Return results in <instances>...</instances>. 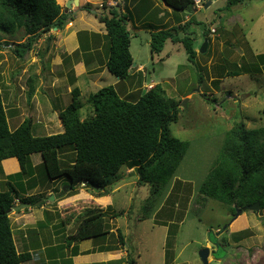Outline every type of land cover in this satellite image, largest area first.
Returning a JSON list of instances; mask_svg holds the SVG:
<instances>
[{
    "label": "rangeland",
    "instance_id": "374dc122",
    "mask_svg": "<svg viewBox=\"0 0 264 264\" xmlns=\"http://www.w3.org/2000/svg\"><path fill=\"white\" fill-rule=\"evenodd\" d=\"M57 1L63 9L65 8V11L68 0ZM126 1L125 4L129 8V2ZM81 2L82 0L76 10L78 17L74 15L72 18L74 27L71 29L72 25L67 24L64 30L71 29V35L80 31L77 38L81 39L82 48L85 50L83 54L82 51L70 56L64 53L66 49L70 51V47L76 42V39L71 36V42L67 45L65 31L53 29L48 33H42L33 48L27 51L23 58H19L13 51L15 48L19 49L17 44L26 41V38L22 37L23 33L20 32L17 36H4V40L8 41L9 45H5L0 51L1 91L4 95L19 92L18 97L12 96L13 99L11 97L7 99L6 95L4 96L11 130L16 129L29 117L24 113H32L31 102L32 104L42 102L39 105H42L43 109L48 107L42 112L51 122L50 131L56 132L58 129L55 125L63 124L57 113L52 114L51 106L63 111L72 103L71 91L75 88L72 84L77 74L72 70L75 69L74 63L84 61L90 65L96 60L100 63L105 62L109 40L99 16H109L110 9L107 6H101L104 0ZM87 3L95 5L92 11L84 10L83 7ZM156 3L163 5L162 8H166L165 11L168 10L162 0L139 1L143 9L146 5L148 9L151 4ZM250 3V9L242 12L248 18L245 28L238 24L230 27L226 23L225 16L231 15L234 10L238 12L240 7L235 5L229 7L228 0H219L207 9L198 8L194 16L197 23L191 26L188 33L195 38V45L199 48L204 39H207L205 33H209L211 44L207 52L199 53L194 61L188 59L181 43L175 44L168 41L161 54L151 52V32L153 27L158 25L156 19L160 12L156 9L147 19L148 21H144L145 24L138 22L136 18L128 22V28L132 34L130 50L134 63L145 66L146 78L143 79L141 74L116 85L120 82L119 79L108 70H105L100 78L97 76L91 78L84 73L79 74L81 94L78 101L82 106V120L94 113L88 102L90 95L111 85L124 99L135 102L140 94L156 84H161L168 97L181 102L178 120L171 125V133L180 141L187 142L189 147L171 180L169 201L158 211L157 221L152 218V215L147 214V209L145 210L149 186L140 184L139 177L130 173L132 169L129 165L121 169L119 178L109 186V196L112 198V203L114 202V206H111L114 210L108 208L109 215L123 212L119 218L108 219L109 227L114 232L118 229L122 230L127 238L126 242L129 243L133 260V254L139 253V258H135L136 264H164L165 255L166 264H203L199 256L201 250L209 248L211 254L216 250L211 240L213 242L217 240L221 248L218 250L220 259L213 260L210 257V264H264V210L259 208L258 212H243L223 230L236 216L237 210L198 193V188L218 160L227 131L241 121H245L248 129L264 127V64L262 63L264 62V14H261L263 12L259 10L261 5L264 6V0H254ZM125 4L123 0L118 1L117 7L121 12L126 8ZM255 8L260 12H256ZM83 13H86L85 20H80ZM150 14L147 13L146 16ZM167 14H169L168 22L164 27L175 26L174 23H178V20L184 17L180 12L178 19L173 10L171 13L167 11ZM150 20L154 24H151ZM213 29L216 30L215 34L211 33ZM81 30L86 31L82 34ZM96 31H102L104 35ZM83 35L93 36L94 43L89 46L87 41L83 40ZM95 50L98 52L93 53ZM97 54L99 56H96ZM56 55H60L61 58H57ZM247 66L254 69L252 74L246 75L247 72L244 73L240 69V67L246 69ZM237 74L240 75L234 76ZM30 83L34 84L32 88ZM55 83L60 88L59 93H62L59 97H56L51 88V85ZM33 89H38L40 94L38 95L39 92ZM123 91H126L125 95L122 94ZM39 121L41 120L37 119V123ZM50 134L53 135V133L48 135ZM73 159L74 153L70 151L61 154V167L70 168ZM39 172L37 175L40 177L38 176L34 182L43 184L42 186L50 185L55 189L49 197H46L48 194L46 191L44 196L41 195L40 200L31 207V210L38 215L36 220L40 227L36 224H28L23 219L22 224L20 223L23 212L31 213L29 209L11 211L10 217L17 249L21 253L31 252L32 254L31 260L23 264H71L65 263V260L72 256L71 248L66 243L68 237L76 233L87 209L97 211L98 208L106 209L110 204L106 201L108 199L100 200L91 188L87 189L84 186L76 187L73 190L76 195L71 196L69 185L64 178L57 180L53 185L51 180L46 179L41 175L43 173L39 174ZM10 175L5 172L1 162L0 185L4 190L7 189L5 182ZM12 179L20 197H27L30 193L27 180L30 179H27V176H14ZM85 189L90 195L85 193ZM52 197L54 200L51 199ZM39 202L44 203V208L37 205ZM23 203L19 201L16 206ZM63 219L65 225L61 224ZM166 223L167 228L163 227ZM109 240L113 246L119 247L116 238ZM91 243V241H84L79 245L83 249L91 247ZM96 256L100 255H86L84 258ZM131 257L126 256L125 264H129ZM88 260L93 262L92 259Z\"/></svg>",
    "mask_w": 264,
    "mask_h": 264
},
{
    "label": "trees",
    "instance_id": "16d2710c",
    "mask_svg": "<svg viewBox=\"0 0 264 264\" xmlns=\"http://www.w3.org/2000/svg\"><path fill=\"white\" fill-rule=\"evenodd\" d=\"M164 1L178 19L180 12L186 15L197 11L193 8V0ZM242 1L245 0H229L228 5L232 7ZM106 2L104 0V7ZM94 7L88 3L83 8L92 11ZM125 7V12H121L118 7H111L109 16H99L109 40L107 69L121 82L131 77L134 64L130 50L132 34L128 28V22L134 15L128 5L125 4ZM73 17L74 13L63 11L57 0H0V51L9 45L4 40L5 35L17 36L22 32L26 41L17 44L19 49L13 51L19 58H23L42 33L53 29L64 30ZM178 21L177 26L153 27L151 52L161 54L168 41L181 43L188 59L194 61L199 55L197 49L200 48L195 45V38L188 31L197 21L194 15L183 25L181 20ZM205 36L209 47V33H205ZM242 67L240 69L244 73L246 71L245 74H252L254 70L251 66L246 69ZM33 85L30 83L31 88ZM71 93L72 103L60 113L64 131L37 136L32 118H26L16 129L11 130L0 87V164L6 159L17 158L21 167V172L7 177L6 190L0 185V264H23L32 258L31 252L21 253L17 249L9 210L17 205V200L33 206L41 195L21 198L12 179L14 176H27L30 179L27 180L28 191L39 185L34 181L40 177L37 175L40 171L39 174L42 172L41 175L52 182L64 178L71 196L76 195L73 191L76 187L84 186L91 188L99 197H104L109 195V186L119 178L121 169L129 165L139 177L140 184L149 186L145 206L148 215H153L158 206L166 205L169 201L171 180L189 147L187 142L180 141L171 133V125L178 120L181 102L168 97L161 84L140 94L135 102L124 99L111 85L90 95L88 102L94 113L82 120V106L78 101L81 91L75 87ZM69 151L74 153V159L70 168H62L60 155ZM36 154L42 156L43 162L34 167L31 156ZM100 187L104 190H99ZM198 193L235 210L256 202L264 210V127L248 129L245 121H241L227 131L218 160L198 188ZM43 205L42 202L40 207ZM108 208L85 211L76 233L69 236L66 242L68 247L74 245V256L79 253V244L87 240H92L99 251H111L117 247L109 239L116 238L120 246H126L130 251L122 230L113 232L109 227L108 219L119 218L123 212L109 215ZM61 224L65 225L64 219ZM123 262L121 259L94 264ZM134 263L131 257L129 264Z\"/></svg>",
    "mask_w": 264,
    "mask_h": 264
},
{
    "label": "crops",
    "instance_id": "0c3cea01",
    "mask_svg": "<svg viewBox=\"0 0 264 264\" xmlns=\"http://www.w3.org/2000/svg\"><path fill=\"white\" fill-rule=\"evenodd\" d=\"M85 2V0H82V2ZM93 1H95V0H93ZM139 1H141V0H136L135 1V3H134V0H128V2H129V5H130V7H129V9L132 11V13H133V15H134V12H135V16H134V18H136V20L139 22H142V23H144V21H148L147 19L150 17V16H152V13L154 12V11H156V9H158L160 12H158V17H157V19H156V22L158 23V25H156L155 27H164L165 26V24H166V22H168L167 20H168V15L169 14H167V11L168 12H170L171 13V10H172V8L169 6V5H167L166 3H165V1L164 0H162L163 1V3H164V5H165V7H167L168 8V10H166L165 11V9L166 8H162V6L163 5H159L158 3H156L155 5H150V7L147 9V5H146V11H145V9H143V8H141L140 7V5H139ZM219 0H214L213 2H210V0H208V3L210 4L209 5V7L212 5V4H214L215 2H218ZM254 0H245V1H242V2H239V3H237V4H234L235 6H240L239 7V11L238 12H236V10H234V11H232L233 13L231 14V15H229V16H225L226 18H225V20H226V23L230 26V27H232V25H234V24H238V25H241L243 28H245L244 26H247V21H248V18H247V15H243L242 14V12L244 13L247 9H250V6H249V4L251 5V3L250 2H253ZM68 2V1H67ZM67 2H66V4H67ZM81 2V3H82ZM123 2H124V4H125V2H126V0H123ZM228 2H229V0H228ZM88 4V3H87ZM93 5V4H92ZM233 5V6H234ZM95 6V5H94ZM62 7V6H61ZM208 7V8H209ZM194 9L196 8V10L198 11L199 9L194 5V7H193ZM65 9V8H64ZM64 9H63V11H64ZM256 9V8H255ZM257 11L256 12H263V13H261V14H264V6H260V8H259V10L258 9H256ZM73 11V9L71 10V12ZM196 11V12H197ZM228 11H230V10H228ZM76 12V13H75ZM75 12H73L74 13V15H75V17L77 18L78 17V12L77 11H75ZM123 12H125V10H123ZM146 12V13H145ZM196 12L194 13V14H192V13H188V14H186V15H184V17L183 18H181V24L183 25L185 22H187V21H189L190 19H191V16H195V14H196ZM95 13V12H94ZM147 13H151L149 16H146V14ZM86 16V13L84 14H81V18H80V20H85L84 19V17ZM95 16V15H94ZM170 17V16H169ZM248 17L250 18V15H248ZM75 18V19H76ZM95 18H96V16H95ZM221 19H223V17H221ZM96 21H97V18L95 19ZM253 20V19H252ZM151 21V20H150ZM164 22V23H163ZM70 26H71V29L74 27V20H71L70 21ZM140 24V23H139ZM145 24V23H144ZM151 24H154V22H152L151 21ZM175 24V26H177L179 23H174ZM101 25V24H100ZM161 25V26H160ZM69 26V27H70ZM172 27V26H171ZM71 29H69V30H67V31H65V30H60V31H65V34L67 35V37H66V40H65V42L67 41V45L71 42V40H70V37L71 36H73V38H75L76 39V42H75V44H73L72 45V47H70L71 49H70V51H67V49H66V51L64 52L65 54L67 53L69 56L70 55H73V54H75V53H77V52H80V51H82L81 53L83 54V51H85L84 50V48H82V42H81V39H80V37L79 38H77V36L79 35V33H80V31H78V33H76V32H74L72 35L70 34V30ZM54 30H57V29H54ZM100 30V29H99ZM58 31V30H57ZM86 30H81V32H82V34L85 32ZM242 31H243V29H242ZM96 33H102V31H96ZM103 35H104V32L102 33ZM102 35V36H103ZM83 40L86 42L87 41V43H88V45L89 44H92V43H94V41H93V36H89V35H83ZM62 44H61V46H63V42H61ZM66 44V43H65ZM69 46H71V45H69ZM90 46V45H89ZM65 48H66V45H65ZM85 49H87V48H85ZM95 52H98L97 50H95L93 53H95ZM80 53V54H81ZM57 56V58H61V56L60 55H56ZM56 56H55V58H56ZM96 56H99V54H97ZM55 58H53V59H55ZM94 58H95V56H94ZM102 60H104V59H102ZM97 61V60H96ZM94 62V64H90V65H88V64H86L84 61H82V62H78L77 64H75L74 63V65H73V68H75V69H72L73 71H75L77 74H76V80H74L73 79V84H72V86L73 87H79V89H81V85L79 86V84L81 83L80 82V80L78 79V77H79V74L80 73H84V74H87V76L88 77H91V78H93V77H96L97 76V78H100V76L102 75V74H104V72H105V70H108L107 69V66H106V62H107V55H106V53H105V62L103 61V63H100L99 62V60L97 61V62ZM100 64H102V65H100ZM136 65L134 66V67H132V72H131V77L130 78H133L134 76H137V75H141L142 74V78L144 79V78H146L147 77V73L145 72V66L144 65H137V63H135ZM137 70V71H136ZM246 75H248V74H246ZM129 78V79H130ZM217 79V78H216ZM121 83V81L118 83V84H116V85H119ZM64 85V84H63ZM115 85V86H116ZM67 87V86H66ZM51 88H52V90H53V92L55 93V95H56V97H59V96H61L62 95V93H59L60 92V88L58 87V85L55 83V84H52L51 85ZM146 88H147V86H146ZM10 90V89H9ZM34 90V89H33ZM69 91L71 90V88L70 89H68ZM34 91H36L37 93H38V95L40 94V91L38 90V89H35ZM12 93V92H11ZM123 94L125 95L126 94V91H123ZM6 95V96H5ZM3 94V99L5 100V97L8 99V98H10L11 97V99H13V95H15V96H17L18 97V95H19V92H16V94ZM5 96V97H4ZM20 97V96H19ZM21 100V99H20ZM39 103H41L42 104V102H39ZM39 103L37 102V103H33L32 104V102L30 103V106L32 107L31 109H32V113H29V114H26V113H24V115H29V117L28 118H32V120H33V124H34V131H35V133H36V135L37 136H48V134L49 133H53V134H57V133H61V132H63V125L62 126H60V124L59 125H55V128L56 129H58L56 132H51L50 131V128H52L51 127V122L49 121V119L48 118H46L45 117V115H43V112L44 111H46V109H48V107H45V109H43L42 107V105H39ZM34 105V106H33ZM51 109H52V114L53 115H55V113H57L58 115H59V118H60V113L62 112V111H59V110H57V109H55L54 107H52L51 106ZM42 110H43V112H42ZM43 117V118H42ZM37 119H40L41 121H39V123H37ZM60 128H61V130H60ZM50 135H52V134H50ZM31 161H32V164H33V166L34 167H36V166H39V165H41V163L43 162V159H42V156L41 155H39V154H36V155H32L31 156ZM2 163H3V165H4V169H5V172L7 173V174H12V173H17V172H19V171H21V167H20V164H19V161L17 160V158H10V159H6V160H4V161H2ZM130 173H133V174H135V176H137L136 175V173L134 172V169H132V172H130ZM53 183V185H54V182H52ZM53 189H55L53 186L52 187H50V185H44V186H42V184H40L39 183V185L35 188V189H33V190H31V191H29L30 193L29 194H27V197L28 196H31V195H43L44 196V193L47 191L48 192V194L46 195V197H49L51 194H53ZM88 189V188H87ZM86 190V189H85ZM114 191V190H113ZM85 193H87V194H89L90 195V193L89 192H87V190L85 191ZM100 200H106V199H108V200H106L107 201V203H109L108 205V207H111L112 205L114 206V202L112 203V201H111V197L109 196V195H106V196H104V197H98ZM20 200H17V203L19 202ZM110 201V202H109ZM42 203V202H41ZM40 203V204H41ZM39 206V205H38ZM165 205H161L160 206V208L152 215V218H155V220H156V216H157V214H158V211L160 210V209H162L163 207H164ZM32 207V206H31ZM31 207H29V208H27V209H29L30 211H31V213H24L23 212V215L22 216H20V218H21V224H22V221L23 220H26V222L29 224V223H31V224H36V226H38V221L36 220V218H37V214L36 213H34V210H31ZM107 207V208H108ZM41 208H44V205L41 207ZM106 208V209H107ZM114 210V209H113ZM23 219V220H22ZM157 221V220H156ZM164 222V221H163ZM157 223V222H156ZM24 225H25V223H24ZM23 225V226H24ZM25 226H27V225H25ZM163 227H166L167 228V223H166V225L165 226H163ZM20 230H21V228H19ZM113 232H114V230H113ZM87 241H91L92 243V246L91 247H87V248H81L80 247V245H79V247H78V249H79V253H78V255H76V256H74L73 255V247H74V245H72L70 248H71V253H72V256L71 257H68L66 260H65V263H71V264H94V263H104V262H109V261H114V260H121V259H123L124 261H125V259H126V256L127 257H129V252H128V250L126 249L127 247L125 246L124 248L122 247V246H120V245H118L119 247L118 248H114V249H112L111 251H99V250H97L96 248H95V246H94V243H93V241L92 240H87ZM114 244V243H113ZM93 248V249H92ZM130 249V248H129ZM242 249V248H241ZM118 251H120V252H118ZM133 253V252H132ZM100 255V256H96V257H91V258H84V256H89V255ZM134 261H135V263L134 264H136V259H138L139 258V253L138 252H135L134 254ZM136 258V259H135ZM88 259H92V261L93 262H91V261H89ZM166 255L164 256V264H166ZM123 264H125V262H123Z\"/></svg>",
    "mask_w": 264,
    "mask_h": 264
},
{
    "label": "water",
    "instance_id": "95a60500",
    "mask_svg": "<svg viewBox=\"0 0 264 264\" xmlns=\"http://www.w3.org/2000/svg\"><path fill=\"white\" fill-rule=\"evenodd\" d=\"M209 3H206L204 5V8L207 9L209 7ZM79 8V0H68L67 4H66V12H68L69 10H72V9H75L77 10ZM207 49H208V39H204V42L200 48V54H205L207 52ZM136 64L134 63L133 64V67L135 66ZM99 190H104V188L100 187L98 188ZM66 192V191H65ZM52 200H54V197L51 198ZM37 205H40V202L37 204ZM31 207V205L29 203H23L19 206H14L12 207L9 212H11L12 210L14 211H18V210H21V209H26V208H29ZM259 208H260V203L259 202H256L255 204L253 205H250V206H246L244 207L243 209H238L237 212H236V216L233 218V220L223 229L225 230L228 226L231 225V223L236 220L243 212H246V211H255V212H258L259 211ZM212 244L215 246L216 250L211 254L209 248H205L203 250H201V252L199 253V256L203 262V264H210L209 262V259L210 257L213 259V260H219L220 259V256H219V252L218 250L221 248L219 246V244L217 243V241L213 242L211 240ZM219 257H218V256Z\"/></svg>",
    "mask_w": 264,
    "mask_h": 264
},
{
    "label": "built area",
    "instance_id": "2783aa9c",
    "mask_svg": "<svg viewBox=\"0 0 264 264\" xmlns=\"http://www.w3.org/2000/svg\"><path fill=\"white\" fill-rule=\"evenodd\" d=\"M118 1H119V0H107V2H106V6L109 7V8H111V7H112V8H113V7H117V5H118ZM213 1H214V0H210V2H213ZM194 3H195V5H196L198 8H203L204 5H205L206 3H208V0H194ZM204 3H205V4H204ZM103 5H104V3L101 4V6H103ZM211 33L215 34V33H216V30L213 29ZM199 51H200V49H197V52H198V53H200ZM150 87H151V86H150Z\"/></svg>",
    "mask_w": 264,
    "mask_h": 264
},
{
    "label": "clouds",
    "instance_id": "9594fccd",
    "mask_svg": "<svg viewBox=\"0 0 264 264\" xmlns=\"http://www.w3.org/2000/svg\"><path fill=\"white\" fill-rule=\"evenodd\" d=\"M194 1V0H193ZM195 4V3H194ZM196 6V5H195ZM197 7V6H196ZM198 8V7H197ZM74 11H76L75 9H73V11L72 12H74ZM66 12V11H65ZM68 12H71L70 10L68 11Z\"/></svg>",
    "mask_w": 264,
    "mask_h": 264
},
{
    "label": "bare ground",
    "instance_id": "6f19581e",
    "mask_svg": "<svg viewBox=\"0 0 264 264\" xmlns=\"http://www.w3.org/2000/svg\"><path fill=\"white\" fill-rule=\"evenodd\" d=\"M79 4H80V0H79Z\"/></svg>",
    "mask_w": 264,
    "mask_h": 264
}]
</instances>
